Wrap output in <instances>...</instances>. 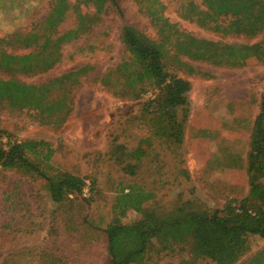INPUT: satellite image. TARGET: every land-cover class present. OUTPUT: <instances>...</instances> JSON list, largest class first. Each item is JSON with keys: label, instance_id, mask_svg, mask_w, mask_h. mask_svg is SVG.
Here are the masks:
<instances>
[{"label": "rangeland", "instance_id": "1", "mask_svg": "<svg viewBox=\"0 0 264 264\" xmlns=\"http://www.w3.org/2000/svg\"><path fill=\"white\" fill-rule=\"evenodd\" d=\"M54 1L0 0V59L2 53L23 55L38 49L47 33L42 24ZM161 1L174 25L169 36L160 35L159 26L152 25L137 0H117L118 6L108 3L87 32L62 45L61 60L51 69L26 73L0 64V79L37 86L87 66L76 75L78 83L73 76L51 87L50 99L68 95L73 105L64 124L55 122L59 114L49 116L34 105L20 107L0 98V129L13 139L49 141L55 149L51 162L44 165L49 175L67 170L91 183L87 194L83 190L62 205L50 197L48 176L28 177L0 167V264L12 254L9 264H109L104 229L117 220L113 206L123 188L126 193L134 188L152 194L141 212L130 209L122 217L126 224L146 215H166L187 201L213 210L232 201L239 204L248 195V155L264 92V63L252 59L244 66H217L192 60L185 51L190 44L187 35L253 44L264 39V32L253 37L226 34L182 18L180 5L186 0ZM194 1L206 9L203 0ZM69 3L59 34L77 26L76 0ZM81 10L95 9L82 5ZM124 24L164 40L171 53L187 63L168 57L169 70L192 83L189 103L175 109L173 118L166 119L155 103L149 106L159 92L150 84L138 99L130 95L141 85L125 83L136 62L121 40ZM31 31L43 35L30 46L17 38ZM173 121H180L181 135ZM190 249L189 243L151 249L146 264H215L195 259ZM260 252L264 257V238L252 235L250 248L235 264H247Z\"/></svg>", "mask_w": 264, "mask_h": 264}, {"label": "trees", "instance_id": "2", "mask_svg": "<svg viewBox=\"0 0 264 264\" xmlns=\"http://www.w3.org/2000/svg\"><path fill=\"white\" fill-rule=\"evenodd\" d=\"M137 2L150 17L152 25L159 26L160 35L169 36L174 25L164 13V3L161 0ZM108 3L118 6L117 0H76L77 26L59 34L58 25L67 15L70 3L69 0H55L43 21L42 25H45L47 33L38 49L23 55L2 53L1 66L14 65V70L26 73L51 69L61 60L62 45L87 32L102 18ZM203 4L206 9H200L194 0H186L180 5L181 17L219 29L226 34L238 33L253 37L264 32V0H203ZM82 5L93 6L95 10L83 13ZM225 18L229 21L224 22ZM19 35L17 38L30 46L33 39H39L43 34L31 31ZM187 36L190 44L185 55L192 60L228 67L244 66L252 59L264 63V39L253 44H231ZM121 40L134 55L136 62L132 75L127 77L125 83L130 87L141 85L130 95L138 99L146 91V84H150L159 92L154 100L149 101V106L155 103L166 119L173 118L175 109L189 103L188 92L192 83L169 70L168 57L172 55L177 61L187 63L180 60L179 54L171 53L164 40H155L134 25H123ZM86 69L87 66L69 71L41 86L25 84L17 79H0V98L8 99L20 107L34 105L43 112H48L49 116L59 114L55 122L62 125L72 113L73 105L68 95L50 99L51 87L57 83H67L73 76V82L78 83L76 75ZM103 84H108L106 74L103 76ZM71 90L69 88V92ZM173 123L178 126L177 134L181 135L180 121ZM54 154L55 149L49 141L13 139L5 130L0 129V167L28 177L48 176L46 186L50 197L55 203L64 205L71 196L82 195L87 182L83 177L67 170L49 175L51 171L44 165L51 162ZM137 158H141V155H137ZM247 172L249 193L239 204L232 201L222 209L212 210L206 206H194L193 202L187 201L166 215H146L130 224L123 223L122 217L130 209L141 212L143 203L152 194L134 188L126 193L123 188L113 206L117 220L114 219L104 229L109 264H131L136 259L139 264H146L151 249L163 251L188 243L195 259H209L215 264H235L250 248V236L259 235L264 238V92L252 133ZM261 254L252 256L247 264H264ZM14 256L12 254L2 264H9Z\"/></svg>", "mask_w": 264, "mask_h": 264}, {"label": "built area", "instance_id": "3", "mask_svg": "<svg viewBox=\"0 0 264 264\" xmlns=\"http://www.w3.org/2000/svg\"><path fill=\"white\" fill-rule=\"evenodd\" d=\"M87 182V186L84 188V192L85 194H87L88 188L90 187V181H86Z\"/></svg>", "mask_w": 264, "mask_h": 264}, {"label": "clouds", "instance_id": "4", "mask_svg": "<svg viewBox=\"0 0 264 264\" xmlns=\"http://www.w3.org/2000/svg\"><path fill=\"white\" fill-rule=\"evenodd\" d=\"M17 15H18V13H17ZM5 27H7V26H5Z\"/></svg>", "mask_w": 264, "mask_h": 264}]
</instances>
